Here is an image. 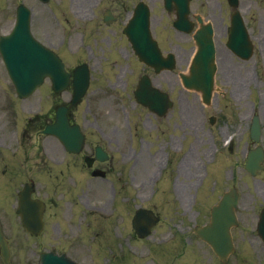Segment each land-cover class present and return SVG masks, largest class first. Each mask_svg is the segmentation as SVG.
<instances>
[{"label": "rangeland", "instance_id": "374dc122", "mask_svg": "<svg viewBox=\"0 0 264 264\" xmlns=\"http://www.w3.org/2000/svg\"><path fill=\"white\" fill-rule=\"evenodd\" d=\"M23 1L41 17L35 24L37 36L41 38L39 32L40 22L52 23L54 27L58 28L59 32V37L53 41L57 43L58 47L67 52L68 44L66 42L60 43L62 38L60 35V32H62L61 25H57L54 17H52L53 13H49L47 7H61L54 11L65 10V12H69L71 8L85 12L87 8L82 5H74L77 0H51L48 5L42 4L37 0ZM62 15L66 14L63 13ZM58 19L61 20V15L58 16ZM7 20L8 18H5L1 25H4ZM42 28L43 26H40V29ZM43 32L45 33L44 29ZM49 35L53 36V33L50 32ZM249 64L248 76L250 80L253 79L255 73L259 76L264 75V57L261 48H256V54L249 60ZM251 88L250 100L252 101L246 99L247 102L244 107L249 113L252 111L257 112L264 126V86L262 85V80L259 81L257 86H251ZM187 96L189 100L196 101L193 96ZM40 99L42 104L46 101L43 94H41ZM47 106H50V104ZM113 108L99 106L94 111L97 112L98 119L103 120L107 124L109 123V125L117 126L120 130V145L124 153H127L129 149V125L130 123L133 127L136 125L135 130L138 134L135 137L137 152L134 156L130 155L131 158H123L121 154L117 157V164L120 167H116V170L120 169L121 172L114 173L115 176L119 177V180L113 176L116 181V198L113 205L110 201L113 197L110 187L112 181L110 180L94 179V182L90 185L89 195L86 196L84 194L83 200H87L90 197V211H95L94 214L90 212V215L97 216L100 220L104 219L106 224V227L104 224L98 225L97 220L90 218L91 223H95L97 227L101 226V228L96 230L97 234H90L89 251H87V248L85 249L89 264H92L88 256L89 253L93 256L96 264H221L212 251L191 233V228L195 222L204 223L207 221L210 204L215 202L217 195L221 191L232 184L238 187L240 193L237 208L239 224L232 231L236 251L230 256L228 264H264V247L255 232L257 213L264 196V171L258 173L255 177H251L243 171L240 165L244 160L245 147L244 141L238 140L239 135L236 134L233 137L232 141L234 143L230 153L227 150L228 145H224L222 140L224 134H231L232 129L230 128L226 132L227 128L219 136H212L221 125L217 124L214 128H211L212 135L210 134L204 117V113H207V110H197V107L193 108L192 105H186L180 112L177 110L178 108H175L166 119H159L147 110L136 109L132 106L130 108L114 106ZM211 111L213 110L208 111V114ZM180 119L182 120L180 121ZM115 120H118V122ZM145 123L152 127L153 131L151 133L149 128L144 127ZM165 131H170V135L167 136V133L162 135ZM166 136L167 139L163 142ZM180 142H183L185 155L181 159L177 158L178 161L176 160V162L169 161L170 165L168 164V166L173 168L169 171L171 181L165 180L168 175L167 172L161 183L153 185L155 177L159 174L158 171L163 167L166 159L163 150L177 147ZM261 143L264 146V128ZM43 149L46 151L43 156L48 155V151L49 155H51L50 151L57 155L61 153L60 146L52 140H43ZM210 154L212 155L209 158L215 156L217 159L215 168L212 160L211 163L210 161L207 162L208 165H205L203 170V168H200V165L202 167L201 160L203 163L205 156L207 157ZM43 168H45L44 165ZM200 174H203L200 182L203 193L200 189L197 190ZM71 178V176L68 178V186L74 195L73 199L75 202L77 199V188ZM206 181H209V183L206 184ZM220 183H222L221 186ZM162 184H170V199L168 200L161 199ZM152 186H155L154 192ZM215 186L219 187L215 188ZM103 189H107V193H104ZM208 190L218 192L208 196ZM50 191L48 188L47 192ZM82 192L84 193L85 191L78 190V194ZM104 194L110 202L109 205H106L107 207L100 206L103 205ZM121 195H124L122 197L123 200ZM126 196L133 197L137 205L153 206L160 213L162 224L148 238L142 241L137 240L136 242L135 238L130 234L131 228L127 227L128 216H126L124 205ZM95 207L96 209H93ZM98 207L105 209L104 215L99 212ZM73 212L76 214L77 209L75 208ZM111 212H113L112 215L110 214ZM117 213H121L122 217H119ZM165 214L168 215V218L164 216ZM113 216L115 217L116 225L111 222V217ZM93 228H96V226L91 224L90 233H94ZM107 229L112 231L115 238L119 239L122 244L116 242ZM175 234L184 236L185 239H188L195 246L197 256L195 255L193 260L173 262L183 251L185 243L180 239L183 245L177 243L174 248H170L160 242H169L174 238ZM127 239L133 245L131 249L135 253L147 254L143 256L134 255L126 247ZM32 244L31 240L27 239L24 248H19L18 251L15 250L14 256L16 259L21 258L23 260L22 257H24L25 260L29 258L31 256L29 254H32L31 251L35 250ZM149 244L150 246H148ZM188 255L190 258L191 253L188 252ZM16 261L13 262L16 264Z\"/></svg>", "mask_w": 264, "mask_h": 264}, {"label": "flooded vegetation", "instance_id": "af4514ba", "mask_svg": "<svg viewBox=\"0 0 264 264\" xmlns=\"http://www.w3.org/2000/svg\"><path fill=\"white\" fill-rule=\"evenodd\" d=\"M142 1L149 9V26L157 39L158 44L163 47V44L174 43L178 47H181L186 43L185 34H177L173 28V21L176 17V11L174 6L169 10L165 9L163 0H113L110 2L111 7L115 9L114 21L111 24L120 26L123 20L126 18L128 10L130 11L135 5ZM237 9L243 18L245 27L249 29L250 14L253 10L258 12V24L261 30H264V0H250L245 3L242 0L237 1V6H232L228 0H189V14L188 18L193 23L194 27L198 26L197 16H201L204 22L210 23L213 31L216 43L221 42L225 37L226 27L230 23L234 10ZM98 26V25H97ZM218 57L221 59V66L219 69V79L223 84H230L235 93L242 92L243 89V71L244 66L240 63L236 65L228 55L227 49L218 48ZM168 49H165V53ZM177 57V55H176ZM180 60L185 57V49H181L178 53ZM142 74H147L152 84H157L163 88V84L167 83L169 71H162L155 73L153 69L146 65L139 64ZM0 74H5L4 71H0ZM140 74V75H142ZM139 75V76H140ZM234 79H238V85H234ZM5 93V87L0 86V190L8 189L14 190L17 198V192L21 189L25 183L32 182L34 197L40 196V190L42 186V151H41V134H42V122L41 115L34 113L32 117L17 119V111L9 110L7 103L3 102L2 95ZM32 105V104H31ZM74 121V120H72ZM85 134L84 147L79 152H66L61 159H56L54 162L63 165L66 170H76L81 176L88 175L90 166L88 165V159L95 155V148L99 145V141H92L88 135L93 134L91 123H85L82 125ZM99 131L100 127L97 126ZM113 138L108 137L110 142ZM102 147L103 145L100 144ZM110 157L112 155L107 150ZM65 158V159H64ZM111 162H99L92 160V168H106L108 171L111 169ZM107 171V172H108ZM63 174V171H60ZM57 179V185H66L65 177ZM52 181V180H51ZM53 184V181H52ZM2 210V208H0ZM67 215L66 210L63 207L58 208L56 217L62 219ZM6 214H2V221H6ZM1 220V219H0ZM6 224H3L2 231L6 234Z\"/></svg>", "mask_w": 264, "mask_h": 264}, {"label": "water", "instance_id": "95a60500", "mask_svg": "<svg viewBox=\"0 0 264 264\" xmlns=\"http://www.w3.org/2000/svg\"><path fill=\"white\" fill-rule=\"evenodd\" d=\"M23 27H28L27 19L22 21V25L16 29L17 31L14 33L12 37L8 38V40L12 43L18 42L19 38L22 35L21 28ZM48 53L51 57L53 56L52 53L50 52ZM45 68L46 67H43V69ZM57 68H58L57 73H59L60 78H62L64 73L62 72L61 65L60 64L57 65ZM47 69H49V67H47ZM187 84L194 85L195 77L193 76L188 81ZM62 123H63L62 125L66 126L64 121H62ZM61 140L66 143V146L68 148H72V144L69 143L70 138L68 136L61 133ZM75 145H77V142H75ZM261 158H262L261 153H258L257 151H253L249 153L246 163V168L252 173L255 172V170L259 168V161L261 160ZM235 203H236V193L233 190L225 194L222 200L220 201L219 205L213 209L210 224H208L205 227L196 229L197 234L201 238L207 240L213 246L215 252L217 253V255H219V257L223 261H225L228 252L232 250V244L229 235V226L235 223V218L233 214V208L235 206ZM155 220H156L155 218H152L150 216V222H149V217H147L146 212L138 211L136 223L137 225H139V232L147 228L146 223L151 224ZM259 229L261 234L264 236V211H263V215H261ZM46 257H44L42 264H61L60 260H55Z\"/></svg>", "mask_w": 264, "mask_h": 264}]
</instances>
